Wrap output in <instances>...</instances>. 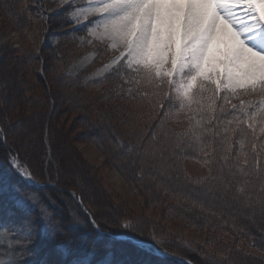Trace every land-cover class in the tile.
<instances>
[{
	"label": "snow or ice",
	"instance_id": "1",
	"mask_svg": "<svg viewBox=\"0 0 264 264\" xmlns=\"http://www.w3.org/2000/svg\"><path fill=\"white\" fill-rule=\"evenodd\" d=\"M58 3L68 5V20L85 32L80 37L82 43L96 49L86 54L83 61L94 63L97 53L100 59L107 57L92 73L90 83L85 80V86L99 88L112 82L113 99L123 100L135 110L127 113L136 121L134 143L124 144L115 134L112 139L133 157L137 178L143 182L147 177L155 183L156 201L162 191L178 203L190 201L203 209L205 199L201 197L208 198L219 206V211H210L211 216L222 221L217 227L224 231V226L232 224L229 231L238 230L256 248L255 238L249 237L236 221L244 217L255 222L257 215L264 221V0ZM21 11L28 20L38 19L47 32L46 6L30 0L23 3ZM68 35L74 36L75 30ZM25 38L33 48L44 43L39 30ZM35 59L40 60L39 73L43 77L42 51L29 52V61ZM69 76L76 78L72 73ZM104 98L109 97L105 94ZM172 122L185 127L174 132L169 127ZM9 124L8 117L0 123V150L7 164V170L0 175V264H28V258L35 255L40 234L34 236L25 230L24 214L37 206L44 238L55 244L62 257L59 264H93L95 244L67 236L36 193L19 182L9 181V177L18 176L32 185L40 183L32 166L21 156L15 139L9 141L10 135L15 137L14 130H6ZM187 159L198 160L207 167L208 176H189L183 170ZM49 162L45 160L46 164ZM148 192L153 195L152 188ZM71 195L87 217L85 223L100 231L101 226L84 206L83 197L75 191ZM179 218L185 219L189 227L201 230L211 223L206 219L204 225H196L184 216ZM120 226L135 227L127 219ZM153 240L157 246L162 243L155 234ZM140 243L150 254L168 255L161 253L159 247ZM259 247L264 251V240ZM203 256L206 264H222L214 254ZM102 264L110 262L105 260Z\"/></svg>",
	"mask_w": 264,
	"mask_h": 264
},
{
	"label": "rangeland",
	"instance_id": "2",
	"mask_svg": "<svg viewBox=\"0 0 264 264\" xmlns=\"http://www.w3.org/2000/svg\"><path fill=\"white\" fill-rule=\"evenodd\" d=\"M28 2L30 0H0V123L5 117L9 118L6 130L15 131V137L10 135L9 141L15 139L20 146L21 156L35 171L39 187H49L42 191L27 190L40 197L54 222L67 236L95 244L93 264H102L105 260L110 264H169L152 257L167 256L150 254L134 240L159 247L161 253L167 252L174 260H190L192 264H206L203 253L214 254L222 264H264V251L259 247L264 240V221L259 215L255 222L244 217L236 221L249 237L255 238L258 246L253 248L238 230L229 231L232 224L224 226V231L217 227L222 221L211 216L210 211H219V206L208 198L201 197L205 199L203 209L190 201L178 203L162 191L159 201L154 199L155 183L147 177L143 182L137 178V169L131 163L133 157L117 147L112 139L115 134L125 144L134 143L132 134L137 130L136 121L127 113L135 110L123 100L113 99L112 82L103 83L99 88L84 83L85 80L90 83L92 73L107 57L100 59L97 53L94 63L83 61L86 54L96 49L80 40L85 32L68 20V5H61L58 0H36L49 9L45 13L48 16L45 32L38 19L28 20L27 14L21 11L23 3ZM35 30H39L44 43H37L33 48L25 37ZM74 30L75 35L69 36ZM37 50L43 53V77L39 73L40 60L29 61V52L35 54ZM69 73L76 78H71ZM105 94L108 99L104 98ZM169 127L180 132L185 125L172 122ZM0 152V175H3L7 164L2 150ZM46 159L50 160L47 164ZM183 170L191 177L203 178L209 174L207 167L195 159L185 160ZM9 181L22 184L23 180L9 177ZM149 188L153 189V195L149 194ZM73 191L81 192L101 226L100 231L85 223L87 217L75 205L80 206L71 195ZM24 215L25 230H30L34 236L40 234L35 255L28 258V264L45 253L50 264L60 259L55 244H48L44 238L39 206ZM180 216L191 219L196 225H204L206 219L211 223L201 230L189 227ZM125 219L132 221L135 227L122 228L120 225ZM153 234L156 240L162 241L159 246ZM110 239L122 243H111ZM208 240L213 243L209 244Z\"/></svg>",
	"mask_w": 264,
	"mask_h": 264
},
{
	"label": "trees",
	"instance_id": "3",
	"mask_svg": "<svg viewBox=\"0 0 264 264\" xmlns=\"http://www.w3.org/2000/svg\"><path fill=\"white\" fill-rule=\"evenodd\" d=\"M11 137V136H10ZM123 141V140H122ZM124 142V144L126 143L125 141H123ZM1 153V152H0ZM18 177V176H17ZM19 178V177H18ZM22 182V184H24V186L26 187V188H28V189H33V190H36V191H42V190H46L47 188H49V187H36V186H33V185H31V184H29L28 182H23V181H21ZM78 195H81L82 196V194H81V192H78L77 193ZM83 197V196H82ZM72 198V197H71ZM83 200H84V198H83ZM76 203V202H75ZM77 207H78V209H80L81 210V208H80V206L76 203L75 204ZM84 206L85 207H87L88 209H89V205L86 203V201L84 200ZM82 211V210H81ZM89 211L90 212H92V210L91 209H89ZM48 241V240H47ZM110 241H111V243H113V242H116V240L114 241L113 240V242H112V240L110 239ZM48 244H50V245H53V243H50V242H47ZM116 243H122V241H117ZM48 256V254H44L43 256H41L40 258H39V260H37V261H47V257ZM154 259H156V260H159V261H162V262H164V263H169V264H182V263H180V262H178V261H176V260H174V259H172V258H167V257H157V256H152ZM60 259H62L61 257H60ZM60 259H58V260H54L53 261V263L52 264H59V261H61ZM35 262L36 261H33L32 262V264H35ZM193 262V261H192ZM195 264V263H194Z\"/></svg>",
	"mask_w": 264,
	"mask_h": 264
},
{
	"label": "water",
	"instance_id": "4",
	"mask_svg": "<svg viewBox=\"0 0 264 264\" xmlns=\"http://www.w3.org/2000/svg\"><path fill=\"white\" fill-rule=\"evenodd\" d=\"M36 186H41L40 184H38V185H36ZM119 239H128L127 237H120ZM135 242H137V243H140L141 241H137V240H134ZM143 244L144 245H146V243L145 242H143ZM163 253V252H162ZM165 256H167V257H169V258H173V257H171L170 255H165ZM174 259V258H173ZM176 261H178V262H180V263H182V264H184V262H185V260H178V259H176Z\"/></svg>",
	"mask_w": 264,
	"mask_h": 264
}]
</instances>
